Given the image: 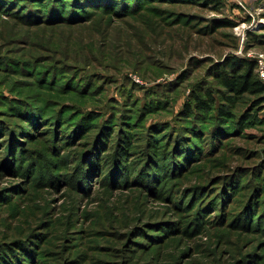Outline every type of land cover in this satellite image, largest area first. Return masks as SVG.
<instances>
[{
  "label": "rangeland",
  "instance_id": "rangeland-1",
  "mask_svg": "<svg viewBox=\"0 0 264 264\" xmlns=\"http://www.w3.org/2000/svg\"><path fill=\"white\" fill-rule=\"evenodd\" d=\"M168 1L74 23L0 5V245L34 252L17 264H264V123L214 147L166 131L213 65L264 56V0Z\"/></svg>",
  "mask_w": 264,
  "mask_h": 264
},
{
  "label": "trees",
  "instance_id": "trees-1",
  "mask_svg": "<svg viewBox=\"0 0 264 264\" xmlns=\"http://www.w3.org/2000/svg\"><path fill=\"white\" fill-rule=\"evenodd\" d=\"M153 1L163 2V0H0V5L4 11L13 7L15 13L18 11L22 17L26 16L27 19L31 20L44 19L42 21H47V23H50L48 21H52V23H74L84 20L85 16L90 15V12L95 9H99L108 15L128 16L130 13L138 14L142 12V9L148 8L149 2L154 3ZM172 1L211 3L218 6H221L220 4L223 2V0H171L168 2ZM41 14L49 17L43 18ZM65 15H68V17H65ZM30 16H33V18H29ZM226 57L228 58H225L223 62L212 66L211 74L214 78L212 83H214L215 88H204L199 85L193 88L184 104L185 118L180 119L185 121L186 125L178 131L172 130V128L177 130L179 128L177 126L167 127L166 131L169 130V133H173L172 142L179 143L184 140V136H188V138H192L191 145H200L201 136L204 133L211 132L213 135L211 144L214 147L215 142L213 139L218 131L222 129L228 128L229 131L235 132L264 123L260 117V112L264 108V82L258 72V63L249 59H239L237 56L232 55ZM217 88L223 90L222 105L218 103L220 98H217L215 94ZM245 96H251L252 99L249 100V105L247 104L239 114L236 111V106L245 99ZM151 100H155V98ZM152 102L153 109L160 108L155 106L157 102ZM164 106L165 104H163ZM124 115L121 114L122 117ZM127 122V119L121 120V123L125 124ZM214 133L216 134L214 135ZM125 135V132L118 134V138L121 141L127 138L125 142L128 143L129 137ZM145 137L148 139V134H145ZM170 148L166 150L161 148L155 151L154 157L157 161H154L153 168L162 165L164 169L166 162L168 163L174 159V153L170 152ZM163 169L159 170L156 175L161 176ZM149 177L150 174L147 178ZM0 246V264H17L16 260L19 257L26 261L28 253L30 255L34 254L33 249L30 251L27 248L28 246H17L11 243Z\"/></svg>",
  "mask_w": 264,
  "mask_h": 264
},
{
  "label": "built area",
  "instance_id": "built-area-1",
  "mask_svg": "<svg viewBox=\"0 0 264 264\" xmlns=\"http://www.w3.org/2000/svg\"><path fill=\"white\" fill-rule=\"evenodd\" d=\"M259 57L260 58H258V72L262 81L264 82V59H263L264 56L261 55Z\"/></svg>",
  "mask_w": 264,
  "mask_h": 264
}]
</instances>
